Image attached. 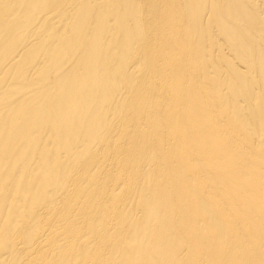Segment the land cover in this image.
I'll list each match as a JSON object with an SVG mask.
<instances>
[{
	"label": "bare ground",
	"instance_id": "6f19581e",
	"mask_svg": "<svg viewBox=\"0 0 264 264\" xmlns=\"http://www.w3.org/2000/svg\"><path fill=\"white\" fill-rule=\"evenodd\" d=\"M0 264H264V0H0Z\"/></svg>",
	"mask_w": 264,
	"mask_h": 264
}]
</instances>
